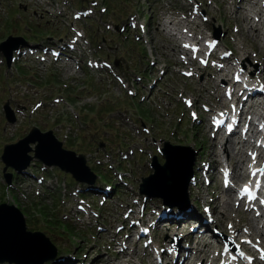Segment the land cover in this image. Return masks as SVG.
I'll return each instance as SVG.
<instances>
[{
	"label": "rangeland",
	"instance_id": "rangeland-1",
	"mask_svg": "<svg viewBox=\"0 0 264 264\" xmlns=\"http://www.w3.org/2000/svg\"><path fill=\"white\" fill-rule=\"evenodd\" d=\"M47 1L49 2L47 3ZM75 1L78 2L79 0ZM131 1H138L136 7H132L135 2L133 3ZM152 1L153 0H124L123 2V0H105V2L109 4V7H113L118 13H124L125 18L134 14L136 8L143 11L145 10V13L149 11V13H146L145 18L144 13L140 12L138 27L136 29L131 28V35L129 38L124 37L122 31L107 28L106 23H109V21L114 23L117 22V20L114 21L111 9H108L107 12L103 14L102 21H100L99 14L97 16H92V25H87L82 21H75L80 31L83 29L85 30L89 41V47L82 50V46H80L78 51H76L78 53H76L77 57L89 58L91 55H94L95 59H109L112 65H114L115 70L128 81L131 88L139 91L136 94L140 96L143 95V98H138V95L130 97L131 95L129 94H133L132 89L127 90L121 87L114 77L107 74L109 73L108 71L92 68L87 62H83L84 67L80 68H78V64H76L77 61H69L70 63H66L65 59L62 61L63 59L55 60L53 58L51 59L53 62L42 63L33 58L27 59L22 57L21 60L11 65V68L6 67L5 62H3V64H0V123L4 120V117H2L4 114L3 105L7 100H9L14 107L18 106L21 111H24L27 119L16 121L13 124L6 121L5 130L4 125H0V148L2 144L16 141V138L19 136L22 137L24 134H27L32 126H38L41 130L45 131L57 126L56 123L59 124L61 121L73 122V118L67 115V111L71 108L70 106L64 104V106L61 107L58 103L55 108L51 107L53 105L51 102L52 97L66 96L67 91L65 92V88L63 90L62 88L64 83L67 82V84L75 87L74 94H80L78 95V103L75 104V106L89 105V107L82 110V122H73L72 136L78 135V138L76 142L69 141V144H66V148L75 151L90 152L94 147H99L101 138H106L110 135L102 131L105 129L106 131H111L114 135V138L111 136L113 142H129L127 147L133 146L138 149L139 146H144L150 150V148L156 149L157 146L152 140L146 137L152 136L158 141L163 142L164 139L171 136V133H167V131L179 129L180 133L182 132L185 134L181 129H186V136L182 137L181 140L173 139L174 142L172 140V143L176 144L178 142L175 141H185L187 144V141H190L188 145L196 151L194 152L195 159L198 158L201 145L205 144L201 154L208 152L211 149V134H209L208 128L204 124L199 128L200 134H195L196 131H198L199 124L196 120L177 125L180 116H182V111L186 110L184 104L180 101V93H183V95L191 94L189 88H192V86L191 84L189 85V78L183 80L181 73L178 71V64L174 65V62L179 61V58L177 59L171 52L172 42L175 43L176 41L174 39L171 40V38H169L170 35L163 30V28L167 26L178 27V31L181 33L183 27L188 28L190 25L184 20L182 23H178L182 20L172 17L171 19L167 17L170 20L169 23H166V21H164V10L166 8H162V5L164 7L165 5L161 2L152 3ZM203 1L205 2L204 8L207 9L210 14L211 19L209 22H213L214 28L217 29L220 23L219 18L222 17V5L228 3L229 7H233L236 3H232V1L229 0ZM70 2L72 4L71 6H73L74 0H70ZM168 3L170 4V9H180L181 4H183L182 2H174L171 0H169ZM62 6L63 3L61 0H0V42L15 32L23 36L25 35L26 38L34 40L35 42L46 40L50 36H62L65 40L72 38L74 32L70 29L71 24L69 23L72 19L71 13L73 12V7L69 8ZM190 7L191 5H186L184 10L187 11ZM63 9H65V11H63ZM47 11L48 13H46ZM59 12H65V15L59 18ZM227 14L231 19L235 16L230 11H228ZM214 15L217 19L213 17ZM36 23H39L41 26ZM141 23L146 24L144 30L141 28L143 27ZM236 23L240 27V23L237 21ZM181 25H183L182 28ZM224 29L226 30L222 28L219 31L224 32L223 38L225 43L234 51H239L241 48L239 49V47H237L236 42L232 38L225 39L227 36V28L225 25ZM233 30L234 23H232V27L229 29L230 35L235 33ZM136 31L139 33V36H137L140 38L138 39L139 41L134 38V33ZM238 32L239 29L236 35L239 37L240 42L245 41V43H242L241 47H246L250 50L249 46L251 44L248 42H252V46L255 44L253 35H249L247 32ZM199 37H201V35H198V38ZM246 43H248V46ZM143 50L150 54L148 53L149 55L141 57V52H143ZM250 53L252 54L251 50ZM155 60L157 62L160 61V63H157ZM249 60L246 66H250L253 62V59L250 58ZM152 61L155 62L154 65H152ZM116 62L117 65L115 64ZM166 62L168 64L172 62L173 65L170 66L169 69L167 68L168 71L161 73L163 68V70L166 69ZM257 63L260 67V63ZM18 64L19 67H24V71L21 69H19V71L17 69ZM130 64H137L139 67L136 68L140 70H137L136 73H141L143 75L147 73L149 79L146 80L131 76L130 74L133 72L131 68L133 65L129 67ZM145 65L147 66L145 67ZM218 65H223V62L219 61V64L217 63L214 65L210 76H213L215 73L214 68L218 67ZM231 73H233L232 69L229 75ZM210 76L208 78H210ZM222 76L223 75H221V77ZM18 77L22 80V85L14 82ZM153 77L154 79L152 80ZM208 78H206L204 86L198 84L200 90L210 96H213L214 92H219L222 95V92L216 89V84L221 78H217V82L210 83H208ZM197 79L200 80V76L199 78L197 77ZM41 99L44 100V104L42 105L40 104ZM139 101L142 105L138 107L137 103ZM35 106L40 107L36 110L32 109ZM91 106L92 108H90ZM143 107H146L149 113L143 112ZM110 113L113 114V117L109 116ZM22 116L24 117V115ZM63 116H66L67 119H62L61 117ZM86 120H88V122ZM143 121L146 122L147 130H150V133L142 130ZM130 125L132 126L130 127ZM133 125H135V127ZM66 131L69 132V128H67ZM173 134L172 132V136H174ZM201 142H203V144H201ZM88 143H90V146ZM146 143L148 144L146 145ZM91 146L92 148H90ZM112 146L114 147H107V145L103 147L109 149L115 148V145ZM1 152L2 151H0V153ZM129 156V161H125L122 165L124 167L129 164L134 166L136 170L133 176L136 175L138 180L153 172L150 167V156L152 157V155H150L149 152L139 151V153L136 152L134 155L129 154ZM203 159L209 160L204 157ZM245 159L246 158H244V160ZM115 162L117 165V160ZM42 170L43 168H41L40 165L37 166L34 162L28 171L14 176L12 182L15 183L16 186L14 185L13 188L7 189L3 177V163L0 159V201L17 205L26 216L28 229L44 231L47 235L51 236L53 242L61 244L64 249H69L70 247L75 251H79V248L80 251L85 249L81 259H87L90 264H100L99 260H102L103 257L105 260L113 257L118 251L119 246L108 250L112 235L119 231L121 240H123L128 234V228L126 229V227L130 226L134 220L140 216V212L142 211V205L136 206L134 212V214H136L135 217H131L129 223H125L127 220L125 216L127 214L129 216V213L127 207H122L123 204H133L136 200L138 202L142 201L141 203L144 202V199L142 200L141 195L137 192V183H130L132 188L130 186L129 188L121 187L119 192H111L108 195L110 200L106 204H101L99 203L101 194L97 195L99 192L91 191L85 196H77L76 193L78 192V188H76V184L73 186L68 185L67 187L64 180L65 175L61 173L60 170L52 167L44 170V174L47 175L46 179L42 178ZM98 174L102 178H107L101 175V173ZM213 174L217 180H213L210 187H207L202 182L200 186L202 193L207 189L212 190L221 187V182L218 181L219 174L216 172H213ZM56 188L59 190L57 191ZM65 189H68V192H66ZM98 189L107 190L103 186H100ZM193 200L196 199L192 198V201ZM149 201V204H159L157 200L152 201L149 199ZM78 207L85 208V211H80ZM240 207L242 206H238V210ZM48 215L59 217L65 223L69 224L72 229H75V232L72 230L73 232L69 233L64 225H62V227L57 226L59 229L57 227H50L46 221L49 219L47 218ZM146 219H149L148 216H146ZM230 219L233 218L226 215V217L221 219L222 223H219L217 219L216 221L227 230L230 225ZM237 222H239V219ZM236 223L233 224V228H235ZM122 226H124V228L120 229ZM200 235L196 237L198 238ZM150 237L152 236H147L141 241L135 261H138L140 257L145 254L143 249L144 243L150 242ZM171 238L172 237L169 235L167 236V234H156L155 241L152 245L158 246L159 240H169ZM187 240L189 241V245H191L190 239ZM113 244L116 243L113 242ZM199 246H202V244ZM205 247L208 249L210 248V246ZM122 248H124V250L120 252V254L126 252V248ZM185 250V248H180L178 252L185 254ZM129 252H132V249H130ZM192 253H194V251ZM204 255L205 253L202 251L198 256ZM192 256H194V254ZM193 258L194 257L191 258V261H193L192 264H194L197 257L194 260ZM143 259L147 264H151L152 258L150 255L145 256ZM103 261L101 264H104ZM130 261H132V259H130ZM112 262L115 264V261Z\"/></svg>",
	"mask_w": 264,
	"mask_h": 264
},
{
	"label": "bare ground",
	"instance_id": "bare-ground-1",
	"mask_svg": "<svg viewBox=\"0 0 264 264\" xmlns=\"http://www.w3.org/2000/svg\"><path fill=\"white\" fill-rule=\"evenodd\" d=\"M242 3L237 7H235L234 10H231L230 12L235 15L233 16V20H236L237 22L240 23V27H239V32L240 33H245L247 32L249 35L252 34L254 39H255V44H253V46L255 47V49H257V54L256 57L253 56L250 53V50L247 49L246 47H241V52L244 56V58L242 59V57H238L236 56V60L238 61V67H244L246 68L248 62L250 61L249 59H253L255 60V58L257 59V61L260 63V67H256L253 69V74L250 73L249 77L247 78L250 79L254 76H258L259 77V81H261L264 84V20H262V15L264 14V6H262V3L260 2V0H240ZM264 2V0H263ZM230 3V2H229ZM233 3V2H232ZM248 6L250 8H253L254 10H256V15H259V17L254 19L253 22V18L251 17L250 11L251 9L248 8ZM232 8V6H231ZM188 25H190V21L189 18L183 19ZM182 21H179L178 23H182ZM192 22V21H191ZM183 32H187L188 29H184L181 30ZM238 32V33H239ZM237 33V34H238ZM196 40H199L198 36L194 37ZM223 62V65H218V67L214 68V74L213 76H210V78H208V83L210 82H217V78H221V80L227 79L229 76V72L231 71V69L233 70L234 74L236 71H238V69L236 68L237 65H234L232 60H229L228 58L225 60H221ZM239 62H241V64L239 65ZM262 64V65H261ZM221 75H223L221 77ZM234 78V77H233ZM233 81V80H232ZM230 82V84L232 85L234 92V100L237 103L236 106L238 105L240 109H242L245 112H247V110H249V108H254L257 105V103L254 102V95L252 93V89H247V91H242V93H240L239 89L242 88V84L241 83H237V82ZM220 85L219 83L216 84V89H219L217 86ZM201 86H204V84H201ZM237 89V90H236ZM244 93H248V99H243L242 95ZM264 96V95H263ZM262 96V97H263ZM218 97V96H217ZM219 99L223 100V96L219 93ZM263 101H264V97H263ZM251 103V104H250ZM261 102H259L260 105ZM248 104V108L247 110H245V106ZM250 104V106H249ZM264 117V116H263ZM251 127H255L254 123L250 121ZM207 127V126H206ZM208 128V127H207ZM209 134L210 130L208 129ZM217 134H222L221 132H217ZM211 149L208 152H205V154H202V156L204 158H208L213 167L219 168L220 166H222V156L223 155H227L229 158L227 159V162L231 163V165H233L232 171H234L235 173V177H237V174H239L240 170L242 169V163L244 162V158L247 157V152L245 151V146H247L248 141L247 140H243L242 146L240 145V141L239 142H235L232 139V136H220V135H215V134H211ZM225 137V138H224ZM244 164V163H243ZM211 165V164H210ZM233 189H228V191L226 192V194H223L221 196V194H214L213 198L210 200V205L212 207L213 210V214L216 216V219L219 223L221 222V219L226 217V215L231 216V212L234 209L235 206V202H233V199H231V192ZM187 202H184L181 205H177L175 206L176 208H178L177 211H179L181 214L185 212V210H187V208H189L187 206ZM187 206V207H186ZM238 206H243L241 203H238ZM239 210L237 209V212ZM246 211L249 212V214L251 213L250 209H246ZM238 217H239V222H237L235 224V235H241V228L243 226V224H247L251 229H252V233L251 235H253L254 232L258 233L261 237V241L262 244L264 245V230H257L255 228V223H254V219L253 218H249L248 215H242L238 213ZM216 235V234H215ZM185 237L187 239H190L191 242V247L187 248L185 250V255L183 257V260L181 263H177V264H192L193 261H191V258H193V260L197 257V259H202V264H207L209 257H210V250H205L203 248H201V246H199L200 244L205 245V246H210L211 247V242L207 240V238L203 235V233L197 238H193V234L192 233H187L185 235ZM225 241V240H224ZM114 243H118V238H115ZM191 248H194V256H192V250ZM124 248H122L121 252H123ZM204 252L205 255L204 256H198L200 252ZM173 262H176L173 260ZM151 264H154L153 259H151Z\"/></svg>",
	"mask_w": 264,
	"mask_h": 264
},
{
	"label": "water",
	"instance_id": "water-1",
	"mask_svg": "<svg viewBox=\"0 0 264 264\" xmlns=\"http://www.w3.org/2000/svg\"><path fill=\"white\" fill-rule=\"evenodd\" d=\"M37 139L39 144L35 149L36 156L48 164H58L63 169H70L80 179L90 180L88 177L91 174L82 155L76 158L74 153L61 148L60 143H58L51 131L41 133L37 128H34L27 137L18 143L6 147L4 158L7 164L25 167L31 159V156L28 155L31 150L30 143L35 142ZM18 158L22 160L21 163ZM5 215L9 216L5 217ZM40 236L39 232L27 231L24 217L19 209L7 204L0 205V251H9L8 253L12 255L10 260L15 259L16 257L13 256L16 254H30L32 251H36L40 247Z\"/></svg>",
	"mask_w": 264,
	"mask_h": 264
},
{
	"label": "snow or ice",
	"instance_id": "snow-or-ice-1",
	"mask_svg": "<svg viewBox=\"0 0 264 264\" xmlns=\"http://www.w3.org/2000/svg\"><path fill=\"white\" fill-rule=\"evenodd\" d=\"M196 10L197 9L194 7V12ZM183 47H185V48H191V51L193 53H195V52L198 51V49L195 46H190L188 44L183 45ZM238 79H239V77L237 76V80ZM229 130H231V128H229ZM253 159H255V154H253ZM258 173H264V168L256 169L255 171L252 172V176L255 177ZM225 176H226L225 185L228 186V183H229V181L227 179L228 173H225ZM260 187H261V180L258 179V180H256V188L259 189ZM241 196H242V198L244 196H247L249 202L255 201L257 199L256 193L253 192L248 185H245V187L242 189ZM260 203L261 204H264V199H261L260 200ZM257 214H259V213H257ZM229 227L231 228L232 226L229 225ZM248 243H251V241H248ZM260 258L261 259H264V254H262ZM233 259H235V256H233ZM222 264H223V262H222Z\"/></svg>",
	"mask_w": 264,
	"mask_h": 264
}]
</instances>
